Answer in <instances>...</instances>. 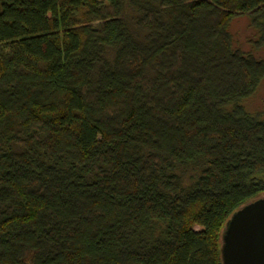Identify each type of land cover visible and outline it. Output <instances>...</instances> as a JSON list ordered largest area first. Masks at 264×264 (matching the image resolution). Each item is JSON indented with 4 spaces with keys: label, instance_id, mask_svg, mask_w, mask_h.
Wrapping results in <instances>:
<instances>
[{
    "label": "trees",
    "instance_id": "trees-1",
    "mask_svg": "<svg viewBox=\"0 0 264 264\" xmlns=\"http://www.w3.org/2000/svg\"><path fill=\"white\" fill-rule=\"evenodd\" d=\"M258 50L264 0H0V264H222L264 195Z\"/></svg>",
    "mask_w": 264,
    "mask_h": 264
},
{
    "label": "water",
    "instance_id": "water-1",
    "mask_svg": "<svg viewBox=\"0 0 264 264\" xmlns=\"http://www.w3.org/2000/svg\"><path fill=\"white\" fill-rule=\"evenodd\" d=\"M220 252L222 264H264V195L230 215Z\"/></svg>",
    "mask_w": 264,
    "mask_h": 264
},
{
    "label": "rangeland",
    "instance_id": "rangeland-1",
    "mask_svg": "<svg viewBox=\"0 0 264 264\" xmlns=\"http://www.w3.org/2000/svg\"><path fill=\"white\" fill-rule=\"evenodd\" d=\"M229 33L232 36L233 46L244 52L250 51L249 40L253 37V30L249 27L246 18H236L229 25ZM254 56L264 61V51L254 52ZM250 111L264 110V80L261 82L255 94L245 104Z\"/></svg>",
    "mask_w": 264,
    "mask_h": 264
}]
</instances>
